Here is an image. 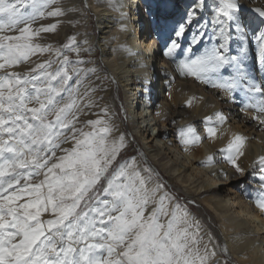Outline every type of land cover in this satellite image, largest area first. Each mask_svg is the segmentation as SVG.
Masks as SVG:
<instances>
[{"label":"snow or ice","instance_id":"6c2138e0","mask_svg":"<svg viewBox=\"0 0 264 264\" xmlns=\"http://www.w3.org/2000/svg\"><path fill=\"white\" fill-rule=\"evenodd\" d=\"M57 3L0 0V264H218L211 234L205 241L187 206L163 183L149 187L158 174L141 170L135 156L120 161L125 135H114L107 109L81 120L96 106V89L84 83L95 69L70 68L86 63L75 36L60 47L38 42L59 21L34 26L63 16ZM160 7L149 12L151 26L179 74L228 93L264 124V7L246 13L242 0H187L182 11ZM251 42L259 81L248 63ZM65 51L78 58L70 60ZM45 53L48 59L26 71L12 70ZM225 120L220 111L204 117L208 138ZM179 138L185 150L202 140L191 124ZM245 139L236 134L219 149L241 175ZM213 161L209 155L202 163ZM257 163L255 203L264 211V156Z\"/></svg>","mask_w":264,"mask_h":264},{"label":"bare ground","instance_id":"6f19581e","mask_svg":"<svg viewBox=\"0 0 264 264\" xmlns=\"http://www.w3.org/2000/svg\"><path fill=\"white\" fill-rule=\"evenodd\" d=\"M82 1H85L97 24L95 45L91 41L88 43L92 49L99 50L102 63L119 84L131 127L146 149L143 160L135 155L139 168L143 170L147 166L159 178L166 180L169 177V181L170 178L177 181L185 198L191 202L199 201L218 213L217 219L221 225L218 236L225 241L216 247L215 260L218 264H226V258H235L238 264H264V211L255 203L260 185L257 161L264 156V124L252 118L255 114L252 108L241 111L243 104L234 103L228 93L192 77L181 76L168 57V65L160 62L165 48L151 26L149 12L158 13L163 4H174L182 11L187 0H143L145 3L142 0H58L53 6L61 7L65 14L46 18L47 22L38 24L58 20L61 35L66 24L82 19L80 15L85 13L79 5ZM135 1L141 6L132 15ZM242 3L246 13L249 9L264 7V0H242ZM41 44H45V41L42 40ZM204 46L201 43L196 51L199 52ZM41 57L36 56L37 63L42 61ZM255 60V44L251 42L248 63L259 81L262 76L254 68ZM153 70V76L160 73L161 81H154ZM107 94L102 99L104 106L108 103ZM234 96L237 101L242 100L239 90ZM189 100L190 104L187 103ZM105 108L110 109L109 106ZM217 111L222 112L226 120L215 125L216 135L210 139L204 132V117L212 116ZM189 124L202 136V140L185 150L179 131ZM236 134L246 138L242 148L244 155L237 161L244 169V175L236 173L219 152ZM209 155L214 157V161L202 163ZM156 182L158 180L153 175L150 186ZM187 208L195 213L189 206ZM202 230H205L202 234L207 241L210 232L204 226ZM212 244L215 245V242L212 241ZM224 248H227V252H224Z\"/></svg>","mask_w":264,"mask_h":264},{"label":"rangeland","instance_id":"374dc122","mask_svg":"<svg viewBox=\"0 0 264 264\" xmlns=\"http://www.w3.org/2000/svg\"><path fill=\"white\" fill-rule=\"evenodd\" d=\"M85 4H86L85 1L79 3L82 10H84L85 12L80 15L82 19H78L77 22L72 20V23L69 22L68 24H66V28H64V31L61 33V35L62 34L64 35L62 36L60 35L59 28L61 27V25L57 24V28L55 32L42 34V38L38 42L41 43V41L44 40L45 44H51L53 45V47H60L68 42L69 37L75 36L77 41V46L81 49L79 53V59L86 61V63L81 65H75V64L70 65V68L81 67V68L95 69L94 73L88 74L87 79L85 80L84 83L90 84L92 87L96 89V91L93 94V99H95L96 101V106L91 109H86L85 111L88 113V115L82 116L81 120L97 119L98 118L97 115H93V113H98L99 109L102 108L101 106H103L104 108L106 106H109L110 109L107 110L106 118L109 119L110 122L115 126L117 130L116 135H119L120 133H123L125 135V143L127 147L120 154L119 157L120 161L128 159L129 157H133L136 154L139 155V157L142 158L143 160L144 159L143 154L146 151V149L142 144L141 139H139V137L136 135V131L134 130V128L131 127L130 118H129L130 115L125 105L123 92L119 88V84L117 83V81L114 80V78L111 76L109 71H107L104 64L102 63L101 54L99 50L92 49L91 44L88 43L91 41L92 45H95L94 43L96 38L98 37V32H97V24L95 17L90 13L89 9L86 7ZM67 14L69 13L67 12ZM45 19L36 21V24L34 26L38 27L39 26L38 22L39 23L42 21L47 22L48 20ZM57 21L58 20H54L53 23H57ZM49 24H52V22L50 21ZM55 34L57 36H55ZM85 41L86 43H83ZM84 49H89V50L84 51ZM49 55H50L49 53H45L44 55H42L43 58L41 57V59L46 60L49 58ZM64 55L68 56L70 60H76L78 58L77 54L73 51H65ZM36 60H37L36 57H33L32 62L30 64L21 65L12 70L19 72L26 71L28 68L34 66V64L37 63ZM173 63L175 70L177 71L176 63L175 62ZM254 63H255L254 68L256 72H259L261 74L256 60ZM55 67L56 65L54 64L53 69ZM154 74H155V70H153L152 76ZM158 81H161V78ZM71 83L74 85L75 80H73ZM83 90L84 89L81 88V92H83ZM107 90H110L111 93L108 92L107 94ZM106 94H107L108 103H105L104 106L102 99L106 96ZM64 147H71V144H65ZM158 182L163 183L165 185V191L171 193L176 198V200H178L183 205L185 204L189 206L192 209V211L195 212L194 215L190 211L191 214L195 217V219L200 222L201 226L208 228L209 232L212 235V241L215 242L216 247H220L223 243H225V241L219 239L218 236L219 231H221V225L219 223V220L217 219L218 218L217 212L216 213L215 211L213 212L211 208L204 206L199 201H194V203H190L191 201H189V198H185V196H183L182 191H180V189L178 188L180 187V185L177 181L175 182L171 178L169 181V177H166V180L158 177ZM149 187H151L150 184ZM148 211H151V207H149ZM251 229L253 230V228H250L249 230ZM204 231L205 230H202V232ZM225 261L226 264H238L235 258H232L231 260L229 258L228 259L226 258Z\"/></svg>","mask_w":264,"mask_h":264}]
</instances>
